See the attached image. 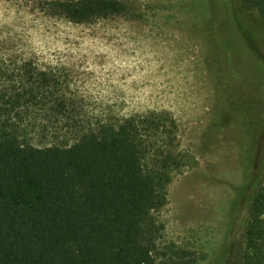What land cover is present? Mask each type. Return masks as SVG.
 <instances>
[{
  "label": "rangeland",
  "instance_id": "rangeland-1",
  "mask_svg": "<svg viewBox=\"0 0 264 264\" xmlns=\"http://www.w3.org/2000/svg\"><path fill=\"white\" fill-rule=\"evenodd\" d=\"M122 1L128 13L76 24L33 0H0L1 66L18 84L31 60L41 86L12 114L14 130L37 146H71L102 123L172 114L182 157L154 213L158 262L178 264L184 249L195 264H243L250 200L264 184V90L251 82L252 45L238 37L217 49L214 0Z\"/></svg>",
  "mask_w": 264,
  "mask_h": 264
},
{
  "label": "trees",
  "instance_id": "trees-1",
  "mask_svg": "<svg viewBox=\"0 0 264 264\" xmlns=\"http://www.w3.org/2000/svg\"><path fill=\"white\" fill-rule=\"evenodd\" d=\"M33 1L76 24L131 10L122 0ZM217 1L212 27L216 47L230 48L238 37L252 45L254 74L249 75L261 93L264 23L245 4L264 14V0ZM224 31L227 36L220 40ZM221 41L226 47L220 46ZM3 63L0 264H159L162 228L154 213L167 204L172 174L182 157L173 115L151 111L118 124L102 123L71 146H37L23 139L12 121L13 113L18 116L30 98H38L41 86L34 87L31 60H24L25 76L18 84ZM9 79L12 84L6 83ZM244 242L243 264H264V184L250 200ZM176 256L178 264L196 262L195 254L184 249Z\"/></svg>",
  "mask_w": 264,
  "mask_h": 264
}]
</instances>
